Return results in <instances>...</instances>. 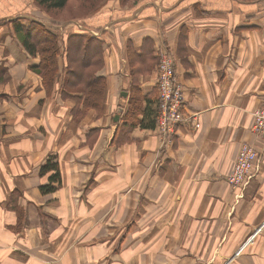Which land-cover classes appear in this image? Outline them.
I'll use <instances>...</instances> for the list:
<instances>
[{
    "label": "crops",
    "instance_id": "0c3cea01",
    "mask_svg": "<svg viewBox=\"0 0 264 264\" xmlns=\"http://www.w3.org/2000/svg\"><path fill=\"white\" fill-rule=\"evenodd\" d=\"M125 6L87 19L103 29L96 74L107 84L101 115L90 105L77 122L83 103L60 85L47 96L31 68L40 58L7 24L47 18L33 0H0V264H264V153L243 187L227 180L242 143L262 146L252 126L264 101V0ZM160 46L175 56L189 119L168 138L156 122L115 138L134 94L155 111L146 96ZM51 156L61 181L44 192Z\"/></svg>",
    "mask_w": 264,
    "mask_h": 264
},
{
    "label": "trees",
    "instance_id": "16d2710c",
    "mask_svg": "<svg viewBox=\"0 0 264 264\" xmlns=\"http://www.w3.org/2000/svg\"><path fill=\"white\" fill-rule=\"evenodd\" d=\"M70 0H35L46 12L54 10H63L66 8ZM80 1V0H75ZM85 14L97 12L102 6L105 0L101 3H96L95 0H81ZM197 12H203L197 3L194 4ZM85 17V16H84ZM83 17V18H84ZM14 30L17 34L18 40L23 47L29 52L30 55L40 57V61L37 64L31 66V68L42 75L43 81L47 88V93H51L54 79L58 75L59 61L61 57L65 60L66 74L65 84L63 86V97L66 90L68 91L73 86L77 87L83 94L84 101L78 94H70V97L75 99L76 104L83 103L82 109L73 108L74 117L79 114L84 116L88 107L92 105L97 107L96 109L101 113L100 107L103 101V92L105 90L106 81L105 78L97 76V72L93 70H99L104 64V50L103 44L105 43V37L94 36L89 32V27L86 29H73V32H69L66 38L61 39L60 36L55 33L54 29L49 28L45 23L39 20H32L30 24L25 25L20 23L18 19H14ZM60 42V43H59ZM61 42L64 43L65 53L61 51ZM65 91V92H64ZM73 92V90H70ZM78 93V92H77ZM144 97V96H143ZM138 94H134L128 105V110L124 117V123L120 124L114 134L115 138L120 133L124 137H128L131 130L138 126L153 127L158 119L160 111V96L158 86L154 91L146 96L149 102L155 104V111L150 112V109H142V99ZM145 98V97H144ZM150 103V104H151ZM144 118H140L139 114L145 112ZM47 171H55L50 177L51 182L60 180V172L57 161L54 157H51L42 167V173ZM56 185L43 186V190L53 191Z\"/></svg>",
    "mask_w": 264,
    "mask_h": 264
},
{
    "label": "built area",
    "instance_id": "2783aa9c",
    "mask_svg": "<svg viewBox=\"0 0 264 264\" xmlns=\"http://www.w3.org/2000/svg\"><path fill=\"white\" fill-rule=\"evenodd\" d=\"M174 68L171 55L167 50H164L160 55L158 65V70H160L158 73V88L161 108L158 129L164 138L174 134L180 122L189 119L183 112L184 98L181 87L175 80ZM253 115L252 130L264 143V101L260 107L254 110ZM194 119H196L195 115ZM195 125L198 126L199 124L196 123ZM260 156L261 152L252 143L244 142L241 144L233 169L227 176V180L233 188L242 187L248 182L255 171Z\"/></svg>",
    "mask_w": 264,
    "mask_h": 264
},
{
    "label": "rangeland",
    "instance_id": "374dc122",
    "mask_svg": "<svg viewBox=\"0 0 264 264\" xmlns=\"http://www.w3.org/2000/svg\"><path fill=\"white\" fill-rule=\"evenodd\" d=\"M96 3H101L103 2V0H95ZM113 1H115L117 3V5H120L122 7H127L125 5H132L133 3L139 1V0H105L104 3H103V6L99 9L101 10L103 7H105L107 4L109 3H112ZM35 6L38 8V10H40L42 12V15L40 17H43L45 19V17L47 18V22L46 21H41L43 23H45V25L49 28H52L54 29L55 33H57L61 39H64L66 38V35L69 33V32H73L74 28H78V29H86L87 27H89V32L94 35V36H103V29H102V26H95V24H90L87 19H89L90 15L94 14V13H88V14H85V12L88 10H84V5L81 0L80 1H75V0H70L68 5L66 6L65 9L63 10H54V11H50V12H46L45 9H43L40 5H38L35 0H33ZM85 3H88V2H85ZM84 3V4H85ZM98 10V11H99ZM5 11V10H3ZM85 16V17H84ZM84 17V18H83ZM43 19V20H44ZM37 20V19H36ZM42 20V19H41ZM9 22L7 23L10 28H11V31L13 32V35H15V37L17 38V34L14 30V22L13 20H8ZM20 21V20H19ZM68 30V31H67ZM66 31V33H65ZM18 39V38H17ZM20 42V41H19ZM60 43V42H59ZM22 45V44H21ZM23 46V45H22ZM24 48V47H23ZM25 49V48H24ZM130 49V48H129ZM26 50V49H25ZM164 50H167V52L171 55L172 59H173V65L174 67L176 66V59H175V56L173 55L172 51L170 49H166L164 48L163 46H160L159 48V53H158V58H160V55L161 53L164 51ZM27 51V50H26ZM61 51L63 53H65V46H64V43L61 42ZM28 52V51H27ZM29 53V52H28ZM129 56H130V50H129ZM34 57H39L38 55L34 56ZM40 58V57H39ZM61 59H63L61 57ZM60 59V60H61ZM65 60L63 59L62 61V67H61V64H60V61H59V71H58V75L56 76V78L54 79V85H53V88H52V91L51 93H47V88L45 86V83L43 81V77L42 75H40L39 73H37L36 71H33L35 73H37L40 77H41V82L45 88V91H46V94L47 96H51L52 93H53V90H54V87L57 85H60V89H61V93L63 91V86L65 84V74H66V67H65ZM159 65V63H158ZM94 72H97V70H93ZM160 70H158V73H159ZM174 74H175V80L177 81V83L180 85L181 87V92H182V95H183V98H184V93H183V85L182 83L177 79L176 77V67L174 68ZM107 84V82H106ZM157 86H158V79H157ZM70 90H73V94H83L77 87L73 86L72 88H70L68 91L66 90L65 92V95L68 93V92H72ZM78 92V93H77ZM84 95V94H83ZM62 97H63V93H62ZM70 97V94L68 97H63L64 99L65 98H69ZM71 98V97H70ZM73 99V98H71ZM75 100V99H73ZM160 112H161V108H160V111H159V115H158V119L156 121V127H159L158 126V122H159V116H160ZM98 115H101V113L98 112ZM84 116H81L80 114L75 118V121H81L83 119ZM161 135V134H160ZM262 142V141H261ZM259 151L261 152V156H260V159L259 161L262 159L263 157V153H264V143H262V146L260 148H258ZM53 157V156H51ZM50 157V158H51ZM48 161V160H47ZM46 161V162H47ZM257 161V164L258 162ZM45 162V163H46ZM44 163V164H45ZM43 164V165H44ZM256 164V166H257ZM43 167V166H42ZM42 167L40 169V174L41 175H47L50 173V177L52 176V174L55 172V171H47V172H44L42 173ZM233 169V168H232ZM256 169V168H255ZM232 171V170H231ZM254 174V173H253ZM228 176V175H227ZM253 176V175H252ZM49 177V179H50ZM61 181V178L60 180L58 181H54V182H51V179L49 180L50 184L51 185H59V182ZM56 183V184H55ZM49 183L46 184L45 186H48L50 185ZM243 187V186H242ZM238 188H241V187H238ZM43 189V187H42ZM56 188L53 190L55 191ZM44 192H53V191H48V190H43ZM257 235V234H256ZM252 236V240L255 238V236ZM251 238V237H250ZM249 238V240H250ZM251 241V240H250ZM254 242V241H252ZM59 244H56V246H58ZM244 248V245L242 246L241 250ZM232 260L229 259L225 262V264H231Z\"/></svg>",
    "mask_w": 264,
    "mask_h": 264
}]
</instances>
